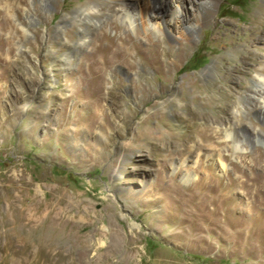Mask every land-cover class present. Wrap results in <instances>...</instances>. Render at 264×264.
I'll return each instance as SVG.
<instances>
[{"label": "rangeland", "instance_id": "374dc122", "mask_svg": "<svg viewBox=\"0 0 264 264\" xmlns=\"http://www.w3.org/2000/svg\"><path fill=\"white\" fill-rule=\"evenodd\" d=\"M6 1L0 264H264V119L247 100L263 67L264 0H221L186 44L179 24L196 5L182 3L171 25L178 40L150 44L170 49L167 66L116 64L101 86L90 55L99 21H80L92 37L82 55L64 46L77 44L78 27L57 28L86 0ZM101 23L124 35L110 13ZM222 128L238 130L225 139ZM211 161L226 172L214 174ZM174 162L184 164L170 175ZM187 171L197 178L183 184Z\"/></svg>", "mask_w": 264, "mask_h": 264}, {"label": "bare ground", "instance_id": "6f19581e", "mask_svg": "<svg viewBox=\"0 0 264 264\" xmlns=\"http://www.w3.org/2000/svg\"><path fill=\"white\" fill-rule=\"evenodd\" d=\"M10 1H6L5 4L8 8L13 6V3ZM220 1L221 0H145L146 3L142 4L141 0H86L83 5L75 9V11H73L70 15H64L57 28L58 31L61 30L62 32L64 25L68 22L78 27V30L80 31L78 35L80 38L77 40V44L72 45L65 43L64 46L67 48L66 50H68L69 53L82 55L85 52H88L87 42L92 41V37H90L88 32H86L90 30L83 27V25L80 24V21H99V26L101 27H99V45L96 50L90 53V55H99V84L101 86V82H103V80H106V78L111 79L112 76L110 75V72L116 64L129 66L132 71L134 69L133 67H135L133 64L137 58L146 60L147 62H151L153 64H158V69L162 71L163 68L167 66L164 65V60L166 58L168 59L170 49H161L160 51L158 48L159 46H152L150 44L152 40H158L161 44H164L165 37H168L173 42L178 40V38L173 35L171 25L174 24V20L179 17H183L184 8L182 3L189 2L190 4L196 5L194 18L187 22L182 20L179 24L181 27L179 39L184 41L186 44L191 39L197 38L198 32L203 25L213 21L214 14ZM12 2H15V0ZM54 2L55 0H40V3L45 8ZM102 5L108 6V9L103 10L101 7ZM106 12L110 13L112 18L121 24L120 29L124 33L123 36H118L117 33L119 32V28L116 26L114 27V36L107 35L106 31H108V29L106 24L101 23V19L106 16ZM32 19L34 20L33 16ZM116 24L118 23L116 22ZM91 33L93 34V32ZM129 34L133 35L138 42H145V44H147L146 48L138 49L133 46V44H131L132 42ZM68 35L71 37L72 34L69 33ZM186 48L187 45H184L180 50L181 53H183ZM262 63L263 67L256 72V76L252 80L253 89L250 93L251 96L248 97L247 100L253 104L252 106L250 105L251 110L255 111L261 118L264 119V61ZM138 82L139 81H136L135 88L143 90L144 85H141ZM100 97L101 94H99V99ZM235 129L238 130V128H233V130L229 128H222L221 133H223L225 139H228L230 135H232V131L235 133ZM246 130L247 129H245V131ZM255 132L254 137L258 138L259 136ZM204 159H207V157L204 156ZM125 162H128V160L123 157L117 158L113 165V173H117L119 169L123 170L126 167ZM183 164L184 163H180V165L176 162L172 163L169 174L176 175ZM195 164L196 162L194 165ZM208 166L214 174L216 173L217 176H221L220 173L226 172L227 169L226 165L221 163V161L219 166L215 165L213 161H211ZM120 175H122V172H120ZM196 178L197 176L193 172L187 171L184 174H181L180 182L183 184H190L193 183Z\"/></svg>", "mask_w": 264, "mask_h": 264}]
</instances>
